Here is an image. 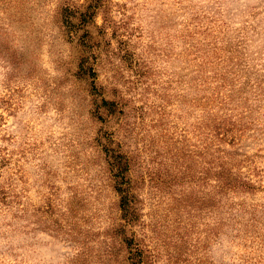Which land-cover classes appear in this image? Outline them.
Returning a JSON list of instances; mask_svg holds the SVG:
<instances>
[{"label":"rangeland","instance_id":"rangeland-1","mask_svg":"<svg viewBox=\"0 0 264 264\" xmlns=\"http://www.w3.org/2000/svg\"><path fill=\"white\" fill-rule=\"evenodd\" d=\"M0 264H264V0H0Z\"/></svg>","mask_w":264,"mask_h":264},{"label":"trees","instance_id":"trees-1","mask_svg":"<svg viewBox=\"0 0 264 264\" xmlns=\"http://www.w3.org/2000/svg\"><path fill=\"white\" fill-rule=\"evenodd\" d=\"M90 15H93V12ZM215 126L216 125H214V127ZM224 152L226 153V156L220 155L216 157L215 162L209 161V180L214 177V180L217 181L216 188L209 189V216L214 214L218 217V219L215 220L217 222V226H215L213 230L209 231V237L212 232L219 234L220 228L223 226L221 223L222 216L220 215L219 210L225 208V205L230 207L229 203L222 201V195L226 194L227 191H238L240 190V187L246 183L237 172H232L235 163L233 162L230 153H227L226 151ZM117 165L120 168V165ZM249 187H251V185ZM122 193L124 194L122 195ZM120 202L121 206L123 205V208L129 212L131 208V199L129 198V194L126 189H123L121 192Z\"/></svg>","mask_w":264,"mask_h":264}]
</instances>
